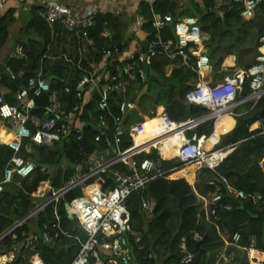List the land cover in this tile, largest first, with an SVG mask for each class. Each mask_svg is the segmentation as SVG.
Segmentation results:
<instances>
[{
  "label": "trees",
  "instance_id": "1",
  "mask_svg": "<svg viewBox=\"0 0 264 264\" xmlns=\"http://www.w3.org/2000/svg\"><path fill=\"white\" fill-rule=\"evenodd\" d=\"M242 9V3L232 0H139L136 16L147 43L156 34L163 41H175L174 21L182 16H195L202 32L208 35L203 43L211 54L209 63L212 68L220 66L224 55L233 53L236 55V64L247 70L259 53L258 39L264 33V0L258 1V7L249 19L241 16ZM43 10L41 5H32L27 10L9 7L0 12V49L6 44L9 29L17 20L14 15L16 11L18 20L22 22L15 39L16 45L21 47V54H14L6 60L11 76L1 75L0 86L7 88L3 94L4 100L13 104L16 100L12 83L17 91L25 89L30 78H46L48 91L39 95H34L32 90L28 92V98L32 102L29 115L44 118L50 96L54 93L58 103L57 127L66 128L67 133L54 143V146L60 145L58 152L42 145L32 146L33 152H26L24 149L20 151V156L33 161L35 167L28 176L13 175L4 184L0 195V234L36 207L38 198L34 193L42 182L48 183L42 197L45 200L72 178L91 170L92 165L88 159L92 153L110 150L111 146H114L116 153L128 148L131 137L127 133L120 136L117 144L114 140L115 125L118 121L122 122L125 116L126 127L143 122V116L151 118L144 122L143 133L133 135L135 144L139 147L153 139L158 119L152 117L155 116L158 105L163 106L164 112L175 122H183L207 112L205 107L188 103L185 99L186 92L198 81L193 56L171 59L165 54H158L151 58L149 64H145L134 57L136 53L138 55L145 52L144 47L139 44L138 52L120 61L119 57L135 39L133 32L127 34L131 18L122 13L97 12L94 24L87 29L85 38L78 31L71 32L74 34L75 56L69 53L65 58L52 45V39L55 35L65 36L69 32L59 25L51 27L41 16ZM164 16H169L171 20L165 21ZM155 17L162 22L158 29L152 26ZM104 32L109 35L105 36ZM77 47L80 50L78 54ZM106 50L110 52L108 56L104 53ZM104 57L105 66L98 73L108 72L109 76L114 77L112 85L119 80L126 81L127 85L124 88H114L109 93L107 108L101 111L97 107L99 90L107 81L97 79L93 71ZM126 66L129 67V76L123 73V67ZM144 73L147 75L146 79L143 77ZM84 77L91 84L96 83L88 101L83 99L87 86L79 88ZM249 92V82L245 80L238 96H246ZM122 101L132 102L135 107L123 115L119 111ZM161 111L162 108L159 107L158 112ZM69 114L73 115L71 121L68 119ZM231 116L235 120L233 128L229 114H224L215 121L206 120L185 132L188 138L204 136L206 139L203 145L206 149L233 146V150L214 170L202 168L197 171L192 185L184 178H178L180 176L175 171L173 174L155 177L142 191L133 192L127 199L130 231L124 234V239L125 249L131 253L133 264H181L179 245L182 238L187 250L194 253L193 259L187 264H215L221 259L222 253L229 258L224 264H249L244 248L251 242L256 249L264 252V172L259 165L264 156V95L255 104L249 101L237 106ZM99 117L103 118L104 126ZM256 121L260 125L250 129ZM75 122L80 126L76 127ZM4 125L9 127L0 118V127ZM27 126L32 133L35 131L32 124ZM10 138H0V183L12 156V151L7 147ZM182 141L183 136L178 132L174 137L163 138L152 144L166 159L176 156ZM216 145L218 147L215 148ZM149 146L146 144L142 148L146 150ZM146 156L147 153L141 152L135 158ZM63 162L67 165H63ZM176 166V158L160 161L162 170ZM115 169L127 171L125 165L116 164L89 181H97L103 190H110L116 185L113 175ZM171 174L176 179L168 178ZM221 178H225L234 190L242 191L244 197L229 194L225 185H222L221 203L228 204L230 208L219 209L215 218L208 220L201 209L199 196L214 191L215 188L208 185L209 180L220 183ZM81 194L80 187L69 190L0 239V254L18 249L14 260L8 264L27 263L29 256L34 253L40 255L44 264H69L86 240V233L75 216H67L65 203L69 204ZM253 196H259L256 202ZM142 201L157 203V207L154 211L147 212L141 207ZM52 223L57 224V229L50 231L49 242H43V226ZM31 224L35 227L32 248L25 246L32 237L27 236ZM235 232L240 234L238 244L225 246L221 234L230 237ZM34 261L38 262V259ZM114 264L121 263L114 260Z\"/></svg>",
  "mask_w": 264,
  "mask_h": 264
},
{
  "label": "built area",
  "instance_id": "2",
  "mask_svg": "<svg viewBox=\"0 0 264 264\" xmlns=\"http://www.w3.org/2000/svg\"><path fill=\"white\" fill-rule=\"evenodd\" d=\"M104 2H117L119 0H101ZM233 2L242 3L243 9L242 17H249L258 6L260 0H232ZM3 0H0V8H2ZM43 12L42 18L52 27L59 25L68 32L78 31L82 37L87 36V29L94 24V15L96 11H80L72 9L66 5L57 3L55 0H41ZM165 21H170L169 16H164ZM162 22L158 17L152 21V26L158 29ZM173 32L175 34V41H163L158 34L148 43V48L143 53L137 55L138 61L149 64L152 57L158 54H165L173 59L181 56L186 59L188 55L193 56L194 69L199 73L202 69L209 66V58L203 49L204 33L201 30L200 22L195 16H182L177 18L173 23ZM108 36L109 33H104ZM259 53L255 57V63L247 70L225 77L222 81L215 83H200L197 82L185 94V99L188 103L203 106L207 112L195 118H189L183 122H175L168 117L163 111L156 114L158 119V126L155 130L153 139L146 151L142 146L137 147L134 141V134L143 133L144 122L135 123L126 127L129 130L132 144L123 151L117 153L108 159L97 163L88 172L72 178L65 186L46 198L42 203L37 205L38 208L34 213L41 210L45 205L52 201H57L69 190L80 187L81 195L74 198L70 203V207L77 218L81 228L86 233V240L81 244L77 254L69 264H114V260L121 264H133V257L131 253L125 249L126 242L124 234L130 231L129 212L127 209V199L136 191H142L146 184L155 177H161L168 173L176 172L181 168L192 167V172H197L202 168L214 170L227 156L230 150L229 146L206 149L203 145L204 136L191 138L186 137L185 132L195 128L201 122L206 120H216L222 114L233 113V110L246 102L257 101L264 95V33L258 39ZM16 53L21 54V47L16 48ZM105 55L110 54L106 50ZM91 80V79H90ZM107 84L103 85L99 90V100L97 107L99 110L107 108V101L109 93L114 88H124L127 82L124 80L115 81L112 76L104 78ZM245 80L249 82V94L243 97L238 96V91L241 90L242 84ZM89 81L84 77L80 83ZM32 90L34 95H39L44 91L49 90V84L46 78H30L25 89L17 90L15 92L16 103H8L3 98V93L0 91V118L3 119L13 130V136L7 141V147L12 151V156L9 159V167L4 170V177L0 183V195L3 191L4 184L8 183L13 175L19 177H26L34 170V163L31 160H25L20 156V151L29 146H47L54 147V143L59 141L61 137L67 133L66 128L57 127L59 119L58 111L53 107L57 104L54 93L50 96L49 106L47 107L46 115L42 119L30 117L29 109L32 106L31 100L28 98V92ZM134 104L128 101H122L119 104V111L124 115L127 110L132 109ZM69 114L68 117H70ZM101 125L105 122L102 117H99ZM35 126V131L32 133L27 126L28 124ZM180 132L183 136V141L178 148L176 158L177 166L169 170H162L160 167L161 160H167L160 155L161 159H153L151 157H143L136 159L135 156L141 152H149L154 145V141L174 137ZM264 132V130L262 131ZM125 131L121 129V121L115 125L114 140L117 144L119 138ZM79 139V137H78ZM98 137H95V141ZM264 161V157H262ZM116 164H123L127 171L113 170L116 185L110 190H103L97 181H89L97 174L112 168ZM194 167V168H193ZM171 175L168 177L170 178ZM209 186L215 189L213 192L206 195H200L201 209L205 218L210 220L215 218L219 209H229L228 204L221 203L223 195L220 192L221 186L225 185L229 194L235 197L242 198L244 193L240 190H234L225 178H221L220 183L216 180H209ZM253 200L259 196H253ZM48 201L44 204V202ZM141 207L143 210L150 212L153 204L148 201H142ZM260 210V209H259ZM33 213V214H34ZM21 224V223H20ZM19 224V225H20ZM57 229V224L44 225L41 232V240L49 242L51 239L50 231ZM195 237H198L195 234ZM225 246L230 244H238L240 241V234L233 233L230 237L226 234H221ZM35 236L28 239L26 247H33ZM181 250V264L191 262L194 253L186 248L184 238L180 243ZM246 250L249 264H264V260H259L255 253H263L256 249L251 244L244 248ZM102 255V256H101ZM220 258L226 260L224 253ZM25 264V263H20ZM27 264H35L27 263Z\"/></svg>",
  "mask_w": 264,
  "mask_h": 264
},
{
  "label": "crops",
  "instance_id": "3",
  "mask_svg": "<svg viewBox=\"0 0 264 264\" xmlns=\"http://www.w3.org/2000/svg\"><path fill=\"white\" fill-rule=\"evenodd\" d=\"M55 1L59 4L66 5V6L72 8V9H75L77 11L80 10L81 12L90 10V11H96V12H101V13H105V12L122 13V14H125L126 16H128L129 18H131L130 20L132 22L130 23V25L128 27L127 34L133 32L135 35V39L130 42L128 48L119 57L120 61L127 59L132 54H135L136 52H138V45L139 44L142 45V42H145V35L143 34L142 31H140V21L136 16V8H137V4H138L139 0H119L117 2H110V1L104 2L101 0H55ZM2 3H3V5H2V8H0V12H3L4 10H6L9 7L16 8L17 10L20 7H22L24 10H27L32 5H41V0H3ZM14 15L17 18V20L13 23V25L9 29V33H8L9 38L11 37V35L13 37H17V35H18V33L22 27V22L18 20V11H16ZM245 19H249V18H245ZM104 33H108V32H104ZM73 36H74V34L69 32L65 36H63L62 34L55 35V37L52 39V45L55 46L56 48H58V50L60 52H62V56H64L65 58L68 56L69 53H71L72 56H75V51H74L75 43L73 40ZM207 37H208V35L204 33V40ZM258 46H259V42H258ZM17 47L18 46L16 45V43L14 45H10V46H6V44H5L0 49V62L5 65L6 69H7V67H6L5 62L10 56H13V54H17L16 53ZM199 49H203L206 52L208 58L211 60V58H210L211 54H210V52H208V48L204 45V43H203V47L199 48ZM79 52H80V50L77 47V54ZM52 53L53 52L51 49V54ZM251 58L253 59V56H251ZM105 63H106V57L103 58V61L100 63V65H98L97 67L94 68L93 75H96L97 79H100V78L104 79L107 76L108 72L107 73L104 72L103 74L98 73L99 70L105 66ZM254 63H255V59H254ZM128 68H129L128 66L123 67V73H125L126 76H129L127 74ZM243 71L244 70L241 69L236 64V55L233 53H230V54L224 55L220 66L216 67L215 69L212 68L210 63H209V66L207 68L202 69L198 73V81L197 82L215 83L218 81H222L227 76L234 75V74H232V72H235V74H236V73L243 72ZM97 73H98V76H97ZM90 84L91 83L89 82V85L87 86V91L84 93V96H83L84 101H88L91 98L92 91L95 88L94 85L96 83L91 84V85ZM0 91H2V93L4 94L7 91V88L0 86ZM255 102H257V101H253V104H255ZM53 107L57 110L58 103L54 104ZM159 107L162 108L161 112L164 111V107L161 105H158L156 107V110H155V116L152 118H156V114L160 113V112H158ZM228 114H229V118L232 121L231 128H233L235 125V120L231 116L232 113H228ZM72 116L73 115L71 114V116L68 117L69 121H71ZM146 119H151V118H149L148 116H143V122H145ZM75 123H76V125H75L76 127L80 126V124H78V122H75ZM259 125H260L259 121H256L253 125H251L250 129L257 128ZM4 126L6 128H4ZM4 126L0 127V138L5 139L8 137H12L13 130L10 128V126L9 127H7L6 125H4ZM223 133H221V134H223ZM221 134H219V136L217 138V142L219 141ZM204 139H206V138L204 137ZM131 143H132V141H131ZM228 146L230 147L232 145H228ZM232 148H233V146H232ZM24 150L26 152H33L32 146H29V145H26ZM104 153L108 154V150L96 151L89 156L88 161L92 165V168L97 163H99L105 159L111 158V156L105 157ZM259 165L264 172V161H262V159L259 161ZM195 173L193 172L194 178H193L192 183L188 182L190 185H192L195 181V177H196ZM173 179H176V178H173ZM184 179L186 180V178H184ZM47 187H48V183L42 182L39 185L37 191L34 193V196L37 198H42L43 194L47 190ZM42 202H38L36 204V206ZM34 229H35V227L31 224L30 225V231H29V234L27 236H31V235L33 236L34 235ZM17 253H18V249H15V251H10L8 253L0 254V264L11 263L14 260ZM36 258L38 259V262L34 261V259H36ZM226 258H227L226 260L220 259L215 264H224L229 259L228 257H226ZM32 262H34L35 264H44L43 259L40 257V255L38 253H34V254H31L29 256L27 263H32ZM27 263H25V264H27Z\"/></svg>",
  "mask_w": 264,
  "mask_h": 264
},
{
  "label": "water",
  "instance_id": "4",
  "mask_svg": "<svg viewBox=\"0 0 264 264\" xmlns=\"http://www.w3.org/2000/svg\"><path fill=\"white\" fill-rule=\"evenodd\" d=\"M142 46L144 47V49L146 50L148 48V43L145 41V42H142ZM14 56V54H13ZM134 57H137V54L134 55ZM1 75H6L8 77H10V72L5 68V65L3 63L0 62V76ZM143 77L146 79L147 75L146 73L143 74ZM12 87H13V92H16V88L14 86V84L12 83L11 84ZM89 85V81H86L84 82L83 84H81L79 86L80 89H83L84 87L88 86ZM126 119H127V116L124 117V119L122 120V123H121V129H123L125 131V133L129 134V130L125 127V123H126ZM51 150L53 152H58L60 150V145L57 144L56 146L52 147ZM233 150L232 146H230V150L229 152L227 153V155ZM147 156L148 157H151L153 159H161L160 155L158 154V149L155 148V147H152L150 149L149 152H147ZM48 201L44 202L47 203ZM157 207V203H154L153 204V207H152V211H154ZM38 208H34L28 215H26L25 217L21 218L20 220L16 221L13 223V225L11 227H9L7 230H5L2 234H0V239H2L5 235H7L8 233H10L16 226H18L20 223L24 222L27 220V218L29 216H31ZM65 210L67 212V216L69 218H72L74 216V213L72 211V208L70 207V205L68 203H65Z\"/></svg>",
  "mask_w": 264,
  "mask_h": 264
},
{
  "label": "rangeland",
  "instance_id": "5",
  "mask_svg": "<svg viewBox=\"0 0 264 264\" xmlns=\"http://www.w3.org/2000/svg\"><path fill=\"white\" fill-rule=\"evenodd\" d=\"M183 1H184V0H181V2H183ZM257 7H258V6H257ZM256 9H257V8H256ZM256 9H255V10H256ZM255 10H254V11H255ZM253 13H254V12H253ZM253 13L251 14V16H249V17L247 16V17H244V18H250V17H252ZM19 21H20V19H19ZM16 38H17V37H13L12 35H11L10 38L8 37V40H7V42H6V46L14 45V44H15V41H16V40H15ZM232 74H235V72H232ZM145 121H146V120H145ZM127 137H128V136H127ZM131 144H132V143L127 144V147H128L129 145L131 146ZM214 147L216 148V147H218V146L216 145V146H214ZM111 148H112V149L108 150V154H105V153H104V154H105V157L112 156V155H114V154L116 153V149L114 148V146H111ZM205 148H206V147H205ZM147 150H148V148L146 149V151H147ZM166 159L168 160V159H175V158L172 157V158H166ZM176 162H178V161L176 160ZM63 165H67V163H66V162H63ZM193 168H194V167H193ZM176 172H177V171H176ZM174 173H175V172H174ZM172 174H173V173H172ZM172 174H171L170 179H173V178H172ZM195 174H197V172H196ZM185 177H186V178H189V177H187V176H185ZM185 177H184V178H185ZM178 178H183V177H178ZM193 178H194V177H193ZM193 178H192L191 180H187V179H186V181L189 182V183H192ZM43 200H44L43 198H38L36 201H37V202H39V201L42 202ZM101 256H102V255H101Z\"/></svg>",
  "mask_w": 264,
  "mask_h": 264
},
{
  "label": "bare ground",
  "instance_id": "6",
  "mask_svg": "<svg viewBox=\"0 0 264 264\" xmlns=\"http://www.w3.org/2000/svg\"><path fill=\"white\" fill-rule=\"evenodd\" d=\"M222 115H224V114H222ZM177 176H180V177H185V176L189 177V176H191V178H186L185 177L187 180H191L193 178L192 167L181 168L180 170L177 171ZM255 255L259 258V260H264V252L263 253H258V254L255 253Z\"/></svg>",
  "mask_w": 264,
  "mask_h": 264
}]
</instances>
